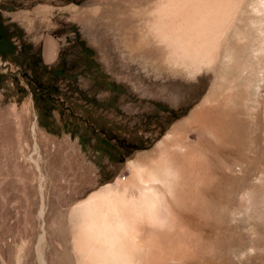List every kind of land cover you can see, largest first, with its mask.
Listing matches in <instances>:
<instances>
[{
	"label": "rangeland",
	"instance_id": "rangeland-1",
	"mask_svg": "<svg viewBox=\"0 0 264 264\" xmlns=\"http://www.w3.org/2000/svg\"><path fill=\"white\" fill-rule=\"evenodd\" d=\"M113 3L0 0L1 15L17 22L36 45L43 44L45 61L57 71L61 66L51 63L55 45L59 53L71 55L76 48L73 50L67 39L73 40L75 34L80 39V60L67 64L65 79L56 83L57 97L64 102L47 121L50 129L41 127L30 94L19 90L25 82L1 74L0 264H20L25 251L30 250V262L35 264L38 240L52 215L49 204L60 192L67 195L80 190L79 197L63 207L68 209L90 193L129 177L133 161L153 153L196 111L199 126L190 129L188 136L197 145L200 159L194 198L188 196L187 188L183 213L186 222H193L197 257L190 262L264 264V100L258 104L253 83L245 105L240 71L245 59L256 63L251 53L255 41L258 45L256 27L246 22L242 31L245 42L234 40L227 66L222 64V53L220 64L190 72L168 64L165 46L151 36L141 38L139 34H148L144 26L135 30L137 39H128L129 31L117 29L115 22L114 28L112 18L118 6ZM123 15L133 16V12ZM141 51L146 52L141 55ZM1 68L0 64V72ZM16 68L10 66L12 71ZM65 105L75 115L80 110L84 116H100V123L107 128L111 125L126 146L122 157L108 159L79 146L77 136L64 128L71 121L67 114L60 119L59 111ZM230 142L242 162L239 177H231L225 163L224 146ZM43 204L48 212L45 218L40 216ZM237 209L241 210L240 223L235 220ZM64 226L65 239L71 241V228L67 222Z\"/></svg>",
	"mask_w": 264,
	"mask_h": 264
},
{
	"label": "bare ground",
	"instance_id": "bare-ground-1",
	"mask_svg": "<svg viewBox=\"0 0 264 264\" xmlns=\"http://www.w3.org/2000/svg\"><path fill=\"white\" fill-rule=\"evenodd\" d=\"M113 2L118 6L112 18L114 28L116 24L117 29L128 30L127 38L133 39L138 35L135 30L144 26L148 34L139 36H151L165 46L168 64L182 66L190 72L200 71L216 62L220 64L222 53L225 54L222 64L227 66L231 62L234 42L244 43L246 37L242 38V31L247 28L246 22L252 24L256 27L258 45L255 41V48L250 49L256 63H250L247 58L240 65L244 103L246 105L249 100L248 88L253 83L258 104L264 100L261 99L264 93V0ZM129 11L133 16L123 15ZM145 52L141 51V55ZM199 120V111H196L191 119L177 126L153 153L133 161L129 177L104 186L75 203L72 201L68 209L63 207L77 199L80 190L67 195L60 192L58 199H54L55 203L50 202L53 207L49 204L48 211L52 210V215L38 240L35 264H191L190 260L197 257L191 231L193 222L191 225L186 222L183 213L185 190L189 188L191 194L188 196H193L200 159L197 145L189 139L188 133ZM199 142L198 147L201 148ZM231 143L224 146L227 158L224 162L229 175L239 177L243 172L242 162L236 146ZM41 191L43 195V188ZM47 213L43 204L40 216L45 218ZM240 213L241 210L237 209V223L241 221ZM65 222L71 228V241L64 236ZM30 252L25 251L20 264H32Z\"/></svg>",
	"mask_w": 264,
	"mask_h": 264
},
{
	"label": "flooded vegetation",
	"instance_id": "flooded-vegetation-1",
	"mask_svg": "<svg viewBox=\"0 0 264 264\" xmlns=\"http://www.w3.org/2000/svg\"><path fill=\"white\" fill-rule=\"evenodd\" d=\"M11 11V10H8ZM67 44L73 50L71 55L59 53L55 45L54 55L51 63L60 65L57 71L54 65L45 61L47 54L44 52L43 44H35L31 37L24 35L22 27L9 17H3L0 13V64L1 74H7L11 79L21 78L25 85L19 89L29 93L37 110L40 125L44 129H50L47 121L53 118L52 112L58 110L64 101L57 97L59 90L56 85L60 79H65L64 71L70 63L80 60V39L75 34L73 40L67 39ZM69 52V50H68ZM67 52V53H68ZM73 53H75L73 55ZM49 56V55H48ZM16 65V71L10 69ZM6 75V76H7ZM67 114V115H66ZM60 119L66 115L71 121L64 125L71 136H77L79 146L88 147L94 153L108 159H120L121 151L126 147L117 133L106 125L100 123V116H84L79 112L75 115L70 106H64L59 111ZM75 123V127L73 123ZM110 124V123H109ZM83 139L86 141L84 142ZM81 140V141H80Z\"/></svg>",
	"mask_w": 264,
	"mask_h": 264
}]
</instances>
